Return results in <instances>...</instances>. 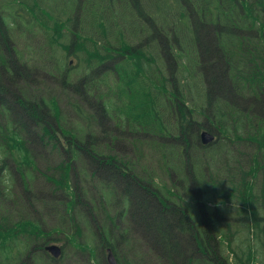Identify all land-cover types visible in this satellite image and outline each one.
<instances>
[{
    "label": "trees",
    "instance_id": "1",
    "mask_svg": "<svg viewBox=\"0 0 264 264\" xmlns=\"http://www.w3.org/2000/svg\"><path fill=\"white\" fill-rule=\"evenodd\" d=\"M234 219L264 236V0H0V257L253 261Z\"/></svg>",
    "mask_w": 264,
    "mask_h": 264
},
{
    "label": "rangeland",
    "instance_id": "2",
    "mask_svg": "<svg viewBox=\"0 0 264 264\" xmlns=\"http://www.w3.org/2000/svg\"><path fill=\"white\" fill-rule=\"evenodd\" d=\"M51 2H48V4ZM73 10V9H72ZM71 12V10H70ZM6 14H8V12L4 13V18L5 21L10 22V18L8 16H6ZM25 22H23L26 25H29L30 22V18L29 16L26 17ZM31 29L27 32V36L26 37H21L20 40H16L17 42H14L15 46L18 47H23L24 49L26 48V45H29L32 47V52H35L36 49L38 48V39H43L42 36H40V30H38V28L35 30L33 29V26L31 25ZM17 25L12 24V26H9L8 28H12V30H16L17 29ZM88 30L85 29L83 30L84 32H87ZM65 32V30L63 28H60V33ZM12 33L16 34V31H13ZM62 41V39H61ZM29 52V50H26ZM65 52L62 50H59L57 52H55L54 57H58L62 58L61 60H56L54 57H52L51 63L52 65H56L59 66L57 64V62H59L61 67H65L67 65L68 62H70L69 70H74V72L72 74H74V77H78L79 74L77 73L78 71V67L82 62V56L79 55H68V56H64ZM43 59L41 60V64H47L45 61L46 58V54H43ZM30 62L33 60L32 57H30L28 59ZM63 70V69H61ZM64 71H61V73H63ZM108 77H111V80L109 79V85L113 84V76L112 74H108ZM57 99L58 101L62 100L64 98V95L57 93ZM60 104L62 105V102H60ZM212 133V132H211ZM214 134V133H213ZM37 175V174H36ZM164 179V177L158 176L157 180L161 183L162 180ZM46 186V184H40L39 179H36L35 183L31 185L30 189L33 191H39L42 190V188H44ZM191 195H193V191L191 190ZM22 195V193H20ZM191 195L188 198H192ZM21 203L23 205H25L24 201H21ZM28 204V202H27ZM6 210V209H5ZM7 211V210H6ZM259 213H262V209L259 211ZM32 217L33 218H37L40 220H45L46 219V214L43 213L42 208L38 207V206H34L33 211H32ZM48 220V219H46ZM230 224H232L231 227V244L233 247H235L237 244H240L241 241L245 242V239L247 237H250V239H252V243H253V248L255 250V255H256V259L253 261L249 260H244L243 262H239L237 261V264H264V236L263 235H254V231L252 232V235H254V238H252L251 236V232H248L247 229L237 220L234 219L233 221H230ZM49 227L52 226L51 222L49 221L48 224ZM216 230L221 231L225 228V225H218L217 227H215ZM11 240V239H10ZM26 251V249H25ZM24 251V252H25ZM131 252L130 251H122L120 253V258L123 260V264H125L124 259L127 257V255H129ZM22 252L19 251L18 253L13 250V249H9L6 251V253H3L0 257V264H18L19 259L21 258L24 263L27 262L28 260L25 259L24 254L22 255ZM83 260H85L88 264H107L106 260H105V254L102 257H93V253L90 256V260H89V255L81 257ZM43 259V258H42ZM78 256L77 255H73L72 257H70V252H67L65 254V257L62 255V257L60 258V263L58 262H53L54 264H80V262H78Z\"/></svg>",
    "mask_w": 264,
    "mask_h": 264
},
{
    "label": "water",
    "instance_id": "3",
    "mask_svg": "<svg viewBox=\"0 0 264 264\" xmlns=\"http://www.w3.org/2000/svg\"><path fill=\"white\" fill-rule=\"evenodd\" d=\"M199 139L200 142L203 145H209L212 142L216 140V136L207 131V130H202L199 133ZM44 249L53 257V258H58L61 255V248L57 244H47ZM107 255H106V260L107 264H117L116 259L110 249H107Z\"/></svg>",
    "mask_w": 264,
    "mask_h": 264
}]
</instances>
